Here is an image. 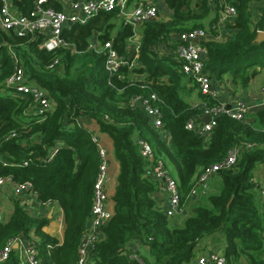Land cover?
<instances>
[{"label": "trees", "instance_id": "1", "mask_svg": "<svg viewBox=\"0 0 264 264\" xmlns=\"http://www.w3.org/2000/svg\"><path fill=\"white\" fill-rule=\"evenodd\" d=\"M11 1L19 13L28 14L36 0ZM163 1L171 12L166 21L154 20L134 28L123 24L118 9L102 11L85 25L64 29L66 45L55 52L39 48L42 36L38 32L18 36L0 30V177L31 183L36 200L58 205L63 221L60 243L42 231L48 220L29 215L23 199L14 196L9 220L0 223V250L14 238L33 234L41 264H77L99 164L91 133L76 123L89 118L111 139L119 165L114 212L101 227V238L90 251L89 262L132 264L125 253L140 241L155 264H183L193 260L201 240L220 234L227 264H242V257L248 264H264V259L254 256L264 246V223L250 182L254 164L264 163V109L252 122L219 116L207 138L185 128L188 120L198 119L205 107L218 102L198 91L199 103L191 105L187 99L197 87L165 50L172 49L178 34L203 28L209 0ZM258 1H233L237 14L230 26L231 36L222 42H202L207 52L205 72L214 81L229 74L233 87L244 89L261 72L264 76V39H258L257 33L264 29V18L255 21L249 16L251 5ZM44 6L63 10L52 0ZM91 38L99 44L111 41L126 60L135 43L138 48L131 62L136 65L132 69L122 66L117 76L109 77L104 54L89 47ZM11 53L19 59L29 81L54 102L44 117L35 114L31 100L4 90L13 70ZM54 58L59 64L50 69ZM188 79L193 88H186ZM147 92L155 93L160 101L167 141L139 108L128 107L131 96ZM11 132L17 136L5 141ZM138 140L151 145V161L141 155ZM235 147L240 154L230 170L219 174L220 192L206 198V207L196 206L181 227L173 225L156 204L154 196L160 184L148 177L147 171L162 160L177 183L183 207L193 198L190 191L203 169L224 160ZM53 148L55 155L50 157ZM0 264H20L17 250Z\"/></svg>", "mask_w": 264, "mask_h": 264}, {"label": "built area", "instance_id": "2", "mask_svg": "<svg viewBox=\"0 0 264 264\" xmlns=\"http://www.w3.org/2000/svg\"><path fill=\"white\" fill-rule=\"evenodd\" d=\"M128 0H63L60 1L64 10L56 11L51 7H45L47 0H36L28 14L19 13L12 4L11 0H0V30L13 32L18 36L33 34L38 32L42 35L40 49L47 52H55L66 45L62 32L74 25H85L102 11L118 9L123 13L126 11ZM259 17L264 12V0H259L250 7ZM208 9L216 10V16L209 30L195 29L189 32L180 33L174 37V44L171 50H165L172 56L179 65L180 72L191 79L196 85L200 94L206 98L217 99L219 89L216 82L213 81L208 73L205 72L206 49L202 42L212 40L222 42L231 36L230 26L233 24L237 11L231 0H209ZM160 20L159 8L151 3L138 2L131 12L127 14L124 25L133 27L140 26L146 22ZM257 33L264 37V30ZM198 41V43H195ZM96 52H101L105 56L104 69L109 77L117 76L122 66L128 69L136 65L130 60L120 56L113 48L111 41L104 44H94L89 46ZM135 43L131 44L129 50H137ZM13 70L4 82V90L9 91L12 96L19 99H29L33 105L36 115L44 117L51 109L53 103L47 94L37 85L28 83V76L23 67L19 64V59L13 54ZM59 64V59L54 58L48 68L52 69ZM160 101L153 92L140 93L133 95L128 100L129 108H139L148 118L151 127L162 134L164 141H167V133L162 131V112L159 107ZM227 106H229L227 108ZM209 116L208 123L197 125L198 119L202 116ZM250 107L243 100L236 99L232 104H217L213 107H205L200 116L188 120L185 128L190 131H196L204 138L209 137L219 116H226L234 120L248 121ZM79 125V119L76 120ZM92 135V134H91ZM17 136L16 132H11L5 137V141ZM92 140L97 144L99 164L92 188V203L90 214L85 232L82 234L77 250V264H88L89 253L95 243L100 240V229L112 217L107 209L108 196L105 191V185L108 176V153L106 149L98 145V140L92 135ZM139 151L141 155L151 161L154 158L152 147L147 141L138 140ZM56 149L53 148L50 157L55 155ZM240 154L239 148H233L226 158L218 163L208 166L198 176L190 196L204 195L207 189L208 180L223 171L230 170L237 162ZM26 165V163H24ZM148 177L158 181L159 188L167 195L169 213L182 208L177 183L166 170L164 163L158 160L154 167L147 171ZM3 189L10 190L11 194L17 197H24L26 203H35L38 207L47 209L53 203L38 202L35 194L32 192V186L29 182H13L9 176L0 177V192ZM259 191L264 196V185L259 187ZM2 214V204L0 202V221ZM1 223V222H0ZM14 245H21L22 253L19 257L20 264H41L37 258L34 240H25L23 238H14L10 240L0 250V263L7 261L10 253L14 250ZM125 257L132 264H150L136 252H126ZM192 264H227V258L216 251H198Z\"/></svg>", "mask_w": 264, "mask_h": 264}, {"label": "crops", "instance_id": "3", "mask_svg": "<svg viewBox=\"0 0 264 264\" xmlns=\"http://www.w3.org/2000/svg\"><path fill=\"white\" fill-rule=\"evenodd\" d=\"M48 1L49 0H47V2ZM52 1L59 3L62 6V9L64 10V6L60 2L63 0H52ZM233 1H235V0H231L232 3H233ZM138 2H146L148 4H151V3L155 4L154 0H135V2L133 1L129 5L127 4L126 11L123 13L119 12V18L122 19L123 24H124V21L126 20L127 14L131 12L132 8H134ZM208 11H209L208 17L201 22L203 24V28H201V29L209 30L211 25L213 24V22L215 20L216 10L215 9H213V10L208 9ZM168 14L171 15L170 10H169ZM249 16L253 17V20H255V21H258L260 18L261 19L264 18L263 15H262L263 17L262 16L259 17L251 8L249 11ZM160 19L164 20V21L168 20V18L162 16L161 12H160ZM120 24H118L115 27V29L112 31V34L116 33V31L119 29ZM137 27H139V26H137ZM137 27H134V28H137ZM261 39H264V37L262 36ZM135 41H137V40L135 39ZM99 43L100 42L95 40V38H91V40L89 41L90 45H94V44L100 45ZM255 81H256V83H255ZM215 82H216V87H218V89H219V96L216 99L218 104H220V103L221 104H232L237 98L243 100L244 103L250 107V115L248 116V118H249L248 120H250L251 122L254 121L255 114H257L259 111L264 109V76H263L262 72L260 74H258L254 79H252V81L249 83V85L244 89H235L233 87L231 81H230V75L229 74L224 75L221 79H218ZM28 83L34 84L31 81H28ZM186 83H187L186 88H190V87L193 88V84H192V82L189 81V79L186 80ZM255 86H257V87H255ZM187 100L189 101V103L191 105H194V106L197 105V103H199L198 90L197 89H196V91L194 90L192 92L191 96ZM53 106H54V102L51 104L50 111L52 110ZM200 123L201 122H197V125ZM79 126L87 128L88 131L98 140V145L103 147L104 149H106V151L108 153V176H107V182L105 185V191L107 193L108 200L110 198V200L107 201L108 202L107 203V209L110 211L111 214H113V212H114L113 197H114L115 188H116V184H117L119 165H118V162L116 161V159L113 155L112 141L106 134H103L99 131V128L93 119H89V118H84V120L79 119ZM167 137H168V134H167ZM55 148L57 149V147H55ZM250 182L254 186V190L252 192L253 198H254V201H255L256 206L258 208V211L260 213V216L262 218V222L264 223V196H262L260 191H259V187L264 185V163L258 162V163L254 164V167L251 170ZM221 188H222V182H221L220 176L216 175V176L211 177L208 180L207 189H206L205 194L204 195H197L196 197H193L191 200L187 201L184 204V206L179 210V212L173 211L172 213H169L168 203H167V195L161 189L158 190V192L154 196V199L156 201L158 208L161 210V212H163V214H165L167 216V218L170 220V222L173 225L181 227L184 224L185 220L188 217L192 216L193 210L196 206H203V207L207 206V205H204V203L207 204L206 198L208 196H211V195H207L208 192H211L214 189L219 193ZM15 197L23 199L24 206H26V211L28 212L29 215H31L33 217H37V218H39V217L40 218H46L48 220V222H47L46 226L43 227L42 231L44 233L48 234L49 236L58 239L60 243L62 242V238H63L62 211L58 205H57L58 206L57 208H54L53 207L54 204H53L50 208L44 209V208L38 207L33 202H31L30 204L26 203V201L24 200L25 199L24 197H17V196H15ZM12 198H14V195L11 194L10 190L3 189L2 192H0V202L2 204V214H1V221H0L1 223H6L9 220V218L13 212L12 201H11ZM8 205H11V210L7 209ZM36 208H38V210L41 211V213L38 216L35 214ZM181 210L185 211V214H182ZM216 235L217 234L213 235V236H215V238H213V239H211L210 237H212V236H210V237L205 238L199 242L197 249L195 251L196 254H195L194 258L196 257L198 251L208 252L211 250L219 252L220 254H223L225 256L224 246L220 247L219 238ZM21 238H23L25 240H34V239L36 240V238L33 236V234H30L27 237H21ZM14 250H17V254L20 257V255L22 253L21 252L22 251L21 245L17 246V248ZM129 250H130L129 252L133 251V252L138 253L148 263L155 264L154 260H152L148 256L147 249L143 246V244L140 241L131 244ZM254 256L257 257L258 259H264V246H263L262 250L254 253ZM242 258H245V257H242ZM245 260H246V258H245ZM192 262H193V260H190V261L185 262L183 264H192ZM246 262H247V260H246ZM89 263L92 264V262H88V264Z\"/></svg>", "mask_w": 264, "mask_h": 264}, {"label": "rangeland", "instance_id": "4", "mask_svg": "<svg viewBox=\"0 0 264 264\" xmlns=\"http://www.w3.org/2000/svg\"><path fill=\"white\" fill-rule=\"evenodd\" d=\"M192 1H194V0H192ZM154 3L160 9V12H161L162 16L169 19V17H170V14H168L169 13V10L166 8V6L164 4V1L163 0H154ZM255 83H256V81H255ZM255 87H257V86H255ZM216 194H218V192L216 190H214V189L211 192H208L207 193V195H216ZM109 200H110V198H109ZM204 205H207V204L204 203ZM53 207L54 208H57L58 206L56 204H54ZM7 209L8 210L9 209L11 210V205H8L7 206ZM40 213H41V211H39L38 208H36L35 214L38 216ZM216 236H218V238H219V245H220V247H223L224 246V240H223L222 236L219 235V234H217ZM210 238L213 239V238H215V236H212Z\"/></svg>", "mask_w": 264, "mask_h": 264}, {"label": "water", "instance_id": "5", "mask_svg": "<svg viewBox=\"0 0 264 264\" xmlns=\"http://www.w3.org/2000/svg\"><path fill=\"white\" fill-rule=\"evenodd\" d=\"M258 39H261L260 35H258ZM136 40H137V39H136ZM195 43H198V41H195ZM134 55H135V50L132 51V52L130 53L128 59H129L130 61L133 60ZM228 107H229V106H227V108H228ZM209 121H210V117L207 116V115L202 116V117L198 120V122H203V123H208ZM198 135H199V134H198ZM174 210H175V212H179V209H178V208H175ZM181 213H182V214H185V211L181 210ZM16 248H17V245H14V249H16ZM241 262H242V264H247L245 258H241Z\"/></svg>", "mask_w": 264, "mask_h": 264}]
</instances>
